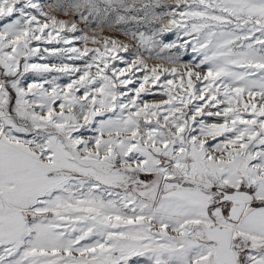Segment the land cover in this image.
Masks as SVG:
<instances>
[{
	"label": "snow or ice",
	"instance_id": "snow-or-ice-1",
	"mask_svg": "<svg viewBox=\"0 0 264 264\" xmlns=\"http://www.w3.org/2000/svg\"><path fill=\"white\" fill-rule=\"evenodd\" d=\"M0 264H264V0H0Z\"/></svg>",
	"mask_w": 264,
	"mask_h": 264
},
{
	"label": "rangeland",
	"instance_id": "rangeland-1",
	"mask_svg": "<svg viewBox=\"0 0 264 264\" xmlns=\"http://www.w3.org/2000/svg\"><path fill=\"white\" fill-rule=\"evenodd\" d=\"M173 39L175 38V37H172ZM185 59H187V58H185ZM66 80V78H63L62 80H61V83H63L64 81ZM146 99H149V100H151L152 98L151 97H145Z\"/></svg>",
	"mask_w": 264,
	"mask_h": 264
}]
</instances>
